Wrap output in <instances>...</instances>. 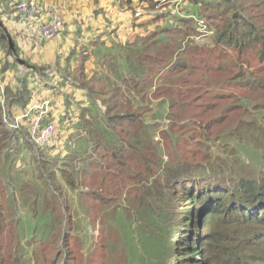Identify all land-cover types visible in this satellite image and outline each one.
I'll return each mask as SVG.
<instances>
[{"label": "rangeland", "instance_id": "1", "mask_svg": "<svg viewBox=\"0 0 264 264\" xmlns=\"http://www.w3.org/2000/svg\"><path fill=\"white\" fill-rule=\"evenodd\" d=\"M152 3L154 10L162 11L171 22L176 18L174 10L183 4L211 31L197 40V23L191 18L189 27L194 30L183 31L190 34L188 42L193 38L197 44L189 43L187 50L178 45L160 55L142 47L146 53L143 59H168L170 53L176 59H188L187 66L192 67L188 79L197 83L191 80L178 85L184 97L175 95L170 114L166 109L156 113L154 102L152 110L143 115L147 133L160 149L146 170V176L155 180L137 185L145 170L135 154L123 160L132 177L110 154L101 158L106 154L104 146L95 151V160L81 159L93 149L76 129L68 127L74 132H66V127L57 125L54 143L42 149L31 144L26 132L13 131L12 145L0 150V264H174L176 258L161 240L174 234L182 207L178 196L170 192L154 198L157 186H164L162 176H156L155 164L186 160L207 165L211 175L226 170L232 179L264 176L261 43L253 40L238 51L224 40H213L233 20L242 30L239 24L244 19L264 37V0H197V6L190 0ZM1 6L11 11L12 6L0 2ZM0 33L4 35V40L0 36V59L7 58L10 45L15 48L10 57L26 59L18 40L20 33H10L2 25ZM182 36L177 35L179 39ZM157 88L146 90L148 97ZM60 138L68 143L57 144ZM74 150L81 154L76 156ZM38 163H43V174ZM160 187L158 191L164 189Z\"/></svg>", "mask_w": 264, "mask_h": 264}, {"label": "trees", "instance_id": "2", "mask_svg": "<svg viewBox=\"0 0 264 264\" xmlns=\"http://www.w3.org/2000/svg\"><path fill=\"white\" fill-rule=\"evenodd\" d=\"M145 1L149 6L153 5L152 0ZM190 1L197 6V0ZM209 13L211 15V12ZM223 13L225 14V11ZM201 14V12L198 13L199 16ZM191 21V18H183L179 21L186 27H157L146 35L138 36L135 43L126 42L123 47L124 52L132 59L143 60L146 54L143 49H151L160 55H166L168 53L166 50L170 51L172 47L176 49L180 45L181 50H187L186 46L189 43L197 44L193 38L189 42L186 39L190 36V30H194ZM228 25L230 26L223 29L220 34L216 33L214 42L224 40L241 51L246 43H251L253 40L260 41L262 48L260 59L264 61V37L258 33V30L245 19L239 24L242 30L238 26L236 28L237 24L234 20ZM183 30L189 33H184ZM177 35L183 36L179 39ZM0 36L4 40L3 33H0ZM138 43L140 48L135 45ZM13 49L15 50L14 47ZM13 49L10 45L5 53L11 55ZM154 57L157 58L159 55ZM22 62L32 69H43L24 59ZM187 63L188 59H176L172 53L169 54L168 59H145L146 89L158 88L152 91L153 96L148 97V93L146 96H141L140 105L137 107L130 102L128 105L122 104V97L118 98L117 93L113 94L112 89L103 88L96 92L91 87L88 92L92 100L94 102L98 100L100 105H94L92 112H87L88 118H83V125L80 128H86V140L94 151L85 153L80 158L87 157L89 161L95 160V151H99L104 146L103 150L106 154H103L101 158L104 159L107 154H110L113 162L120 166L124 165L126 168L123 166V172L132 177L131 169L123 160L135 154L143 161L145 170L144 174L139 176L140 180H136L137 185L149 182L150 178L155 180L154 176H146V170L150 166L148 163H152V160L158 157L156 151L160 149L152 141V136L147 133L148 127L142 122L143 115L151 111L154 105L156 113H163L162 110L166 109L165 113L170 114V107L176 104L177 96L175 95L184 97L183 91L177 89L178 85L186 84L191 80L195 85L197 84L192 78L188 79L192 67L187 66ZM157 74L160 76L154 82ZM154 83L156 86L153 88ZM138 92L139 90L136 91ZM11 94L19 98L23 107L29 102V94L24 82L21 89ZM154 102L157 103L153 105ZM13 136L2 119L0 107V150L12 145ZM108 148L109 150H106ZM108 151L110 153H107ZM76 156H78L77 153ZM42 165L43 163L37 165L40 174H43ZM155 167L157 168L156 176H162L164 186L161 183V187L164 189L158 191L160 187L158 185L154 198L160 193L167 195L170 192L173 197L178 196V202L182 207L181 216L177 223L175 222L178 227H175L174 234L161 240V242L164 241L163 245H167L171 256L176 258L174 264H264V176L246 175L232 179L226 170L217 175L212 171L211 175L208 173L210 169L207 165L186 160L168 162L164 166L155 164ZM49 172L52 175V169H49ZM67 182L71 185L73 181L67 180Z\"/></svg>", "mask_w": 264, "mask_h": 264}, {"label": "crops", "instance_id": "3", "mask_svg": "<svg viewBox=\"0 0 264 264\" xmlns=\"http://www.w3.org/2000/svg\"><path fill=\"white\" fill-rule=\"evenodd\" d=\"M17 1L20 0H0L3 5L12 6L11 11L0 7V28L3 25L10 33L19 32L24 60L43 69L27 67L22 59H13L10 55L0 59L2 119L4 115L18 117L33 100L51 97L47 119L57 122L56 126L66 127V132L76 129L86 138V128H80L82 120L88 118L87 112H92L94 105H100L98 100H92L88 92L91 87L96 92L112 89L113 94L116 92L118 98L122 97V104L130 102L134 107L140 105V97L147 94L145 59L128 57L123 49L125 43H135L138 36L157 27H177L179 21L194 13L181 4L180 11L172 13L176 18L171 22L162 11L154 10V3L149 6L145 0H34L38 13L26 29L13 14V4ZM58 9L62 10L64 19L62 31L49 41H39L36 23L48 20ZM135 45L140 48V43ZM2 55L0 50V57ZM23 82L29 94V102L24 107L19 98L11 94L21 89ZM155 86L154 83L153 88ZM20 125L18 131L26 132L25 120ZM61 142L64 146L68 143L65 138H60L57 144L62 145Z\"/></svg>", "mask_w": 264, "mask_h": 264}, {"label": "built area", "instance_id": "4", "mask_svg": "<svg viewBox=\"0 0 264 264\" xmlns=\"http://www.w3.org/2000/svg\"><path fill=\"white\" fill-rule=\"evenodd\" d=\"M165 1V0H160ZM61 9L53 11L46 21H38L35 25V32L39 41H49L60 33L64 25ZM38 13V6L34 0H20L13 4V14L24 24H30ZM196 23V38L201 40L211 34L203 19L189 14ZM51 97L33 100L26 110L18 117H7L4 115L3 121L10 131H16L21 127V123H26L28 140L38 149L51 145L54 142L57 127L53 120L47 119V113L51 107Z\"/></svg>", "mask_w": 264, "mask_h": 264}, {"label": "clouds", "instance_id": "5", "mask_svg": "<svg viewBox=\"0 0 264 264\" xmlns=\"http://www.w3.org/2000/svg\"><path fill=\"white\" fill-rule=\"evenodd\" d=\"M158 1H160V0H158ZM188 18H191V17H188ZM207 37H208V36H207ZM195 38H196V37H195ZM196 39H197V38H196ZM202 39H203V38H202ZM202 39H201V40H202ZM197 40H198V39H197ZM11 132H13V131H11ZM26 134H27V131H26ZM46 147H47V146H46ZM44 148H45V147H44ZM41 149H42V148H41Z\"/></svg>", "mask_w": 264, "mask_h": 264}]
</instances>
